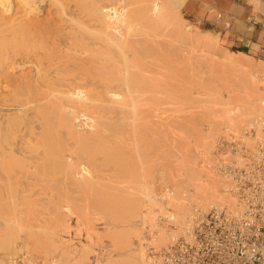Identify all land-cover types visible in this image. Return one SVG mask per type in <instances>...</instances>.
I'll return each mask as SVG.
<instances>
[{
  "label": "rangeland",
  "instance_id": "rangeland-1",
  "mask_svg": "<svg viewBox=\"0 0 264 264\" xmlns=\"http://www.w3.org/2000/svg\"><path fill=\"white\" fill-rule=\"evenodd\" d=\"M24 1V5L28 8L29 17L31 19V22L29 23V31L32 34L31 37L26 40L19 37V39L16 38L17 40H15L12 36V38L8 37V39H2L0 41V105L3 103V106L5 103L1 98L2 91L4 89H9L12 95L20 98L23 103H28V106H26L30 108V110H28L29 112H21L23 114H20L22 117L20 115L17 117L18 120L20 119V123L17 121V124H20V131H17L15 130L16 128L8 130L10 122L7 117L9 116L8 114L5 115L6 110L0 107V131L5 132L11 137L17 134V132L19 134L17 137L19 140L16 138L15 142L13 140L10 141L16 144H14L15 147L13 146L14 149L11 150L12 146L10 145V147L8 145L10 142L4 143V141V150L6 152L3 149L2 151L7 153V155L13 153L9 156H21L22 160L23 158L25 159L24 163V161H20L21 159H17L18 157H16L18 160L17 163L22 162L19 164L23 165L20 167L16 165V167L18 166L20 169L14 168L17 175L13 180H19L22 176L23 180H19L22 184L19 181H13L10 183V181H7L8 179H4L7 177H4L5 175L0 173V177L3 176V178L0 179H4L3 181H5H0V183L3 184L2 186L5 187V185L8 184L5 188H0V190L2 189L3 191H0V193L2 192V195L0 196V237L17 235L14 237V239H16L14 242H16L12 252L16 251L15 254H17L20 251L25 250L36 257H44L52 264H60L58 258L64 250L68 251L73 258V264H108V262L112 263L117 260L118 262L116 263H120L121 261L119 258H124L127 255L128 257L130 255L129 258L133 257L134 259H132L133 262L126 261V264H145L149 252V246L155 245L159 248L166 245L171 241L169 237L172 236L173 230L175 232V234L173 233L174 237V235L179 233L180 227L183 225L179 224L176 220L177 209L174 208V205H176V198L171 197V193H174L172 196L176 194L174 189L177 186V183L180 185L183 181V177H185V172L180 168L181 163L180 165L177 163L179 162L178 160L181 162V159L179 158H182L181 155H183L184 152L187 153L191 159L195 160L194 162L198 167H202V171H200L201 168H199L200 170L198 171V167H196L197 171L201 173V175L198 174L201 180L210 178L213 173H215V176L213 175L214 177H219L223 180L224 184L222 185L223 189H221V193L225 197V203L230 202L229 193L226 191V180L220 173L216 172L213 167L215 163L214 150L216 148L217 140L221 135L229 132L239 135L250 123L243 122L245 124L242 125V123V127L237 130V127H228L224 117L219 118L223 115L218 116L223 113V111L217 114L216 111H219V109L212 111L211 108H218L215 107L217 105L214 106L213 104L217 102L219 98L220 100L230 99L232 95H234V93H232L230 98H228V94H231V91L236 93L240 90L241 92L238 91V93H240L238 95H244L243 97H245V99H247L248 94H251L252 96L249 97L251 99H249L250 103H255V98L259 94L258 92H248L246 95L247 92L245 93V91H243L242 94L243 89L240 87L235 89L233 85L228 86V84H226V82H230L232 77L238 79L234 75L237 69H234V72L231 73L232 67L226 66V68H230V70L226 69L223 71L225 69V64L223 63L225 62H223L224 60L221 62L220 59L225 58L227 55L226 53L233 56L237 53H235L234 49L224 44L223 33L225 29L223 24L217 26L211 22L196 19L187 13L184 8L181 9V5L184 4L185 0H170L171 3L177 2L176 4H179V18L182 22L191 25V27L199 32L202 40L209 43L208 49L205 51L198 49L195 50L196 52L193 51V54L183 50V47L178 49V47H175V44L170 46L169 44H172L169 41L170 38L167 36L163 37V23H154L153 29L150 25L151 32L154 34L156 32L154 40H144L142 42L131 44L127 41L126 43H123L131 46L129 52L134 51L128 54V56L132 55L130 56V61L131 65H134V67L132 66L131 69L135 71V73L137 71L139 73L133 74V72H130L132 70L126 68L123 64L126 61L120 60L121 57V59L124 58L123 55L119 53L121 51L115 50L118 48V45L112 49L116 45L111 43H108L107 45L106 42H101L102 39L99 40L97 37L88 34L93 38H96L91 40L87 37L88 35L84 34V40L82 43L84 47L86 46L85 51L86 49L87 51L83 54L82 58H77L76 60H79L83 64L85 70L87 67L90 68L91 74L87 73V71L89 72V68L84 71L91 76H100L98 77L100 79H102L103 76H107L108 79L113 77L111 82L113 86H105V84L99 87L98 90H93L94 92H97V94L88 98L89 103H85L84 105L81 101L78 102L77 100L78 103H69V101L67 103H52L58 104L61 109L60 112H57L58 115H54V117L58 116L55 117V119L53 116L49 115L52 113L50 110L53 111L54 108L48 110L50 111L48 116L51 117H48V119H53V122L49 120V129L55 126L54 129H51V132L53 131L54 133L52 132L48 135L56 134L57 136H51V138L50 136L46 137L44 136L46 134L43 133L44 131H41L40 128V125L44 123L43 119L47 118L44 117L46 114L42 111L46 108L44 107V109H42L43 107L40 105L39 108L42 107V110H40L37 106L40 101H50L51 99L59 100V98L69 97L68 94L58 91L64 87L62 86V81L59 80L57 76L64 75L67 71L60 69L63 66L59 67L62 65L61 62L66 60V58L62 56L63 53H61L60 50H69L68 46H70L69 44L71 43V40L69 37L67 40L66 34H64L67 33L69 28L65 29L63 25L65 24L66 26L68 23L65 20L64 22H60L59 20L61 17L64 19L66 15L60 17L58 13H56V7L52 4L51 0ZM235 1L242 5L251 4L256 7L261 4V0ZM59 27H62L63 30L62 28L59 29ZM58 30L60 32H58ZM96 32L97 31H94V36L100 34L99 32ZM30 33L28 32L27 36H30ZM61 34H64L65 37H63L64 35L61 36ZM151 37L152 35H150L149 38ZM216 39L218 40V43L216 42ZM96 40L100 42H94ZM66 41H68L69 44ZM163 41L165 42L164 44ZM111 45H113V47ZM108 47L111 49L110 51L106 50ZM73 50L74 49H72V51ZM169 50L171 51V54L169 53ZM105 51H107V54L104 53ZM108 52L110 53V56L113 54L112 58L114 63H117V69L119 68L118 64H122L120 69H118L121 74L118 72L119 75H115L118 71L116 70V67L114 73L109 70L112 66L109 65L107 68L105 60L99 59L103 57L101 56L103 54L108 56ZM94 54L99 55L97 60L95 59L96 57H94L96 61H93L92 59ZM119 55L120 58L118 57ZM224 55L225 57H223ZM179 56H182V58H178ZM173 57L176 58L174 59ZM227 57H229V55H227ZM179 59L182 61L180 64ZM226 60H228V58H226ZM176 61L178 62L176 63ZM228 64L229 61L227 62V65ZM260 64L258 61H254V66L256 65L257 68L259 67L258 69L260 71L258 76L254 75L257 77L255 78L256 81L252 80L253 75L249 76V79L253 81L254 86L259 87V92L262 91L264 93V88L262 89L264 86V66H260ZM121 67L124 69L123 71H121ZM163 67H165V73L163 72ZM113 69L114 68H112V70ZM125 70L129 71L130 74H128L129 72L126 73ZM124 71L128 76L130 75L128 78L126 76L127 79L124 77L125 74L122 75V72ZM227 71H231L228 72L229 75L227 74ZM223 72H226L225 74L230 78H223L226 77ZM112 73L115 76L111 75ZM231 74L234 76L231 77ZM260 76L261 78L258 79ZM179 79L180 81H178ZM127 81L129 83H127ZM101 82L106 83L105 80ZM231 83L235 84V82ZM258 83L261 85H258ZM224 85L228 86L226 88L231 86L234 89L231 90L230 87V92H228L229 90L225 89ZM252 87L253 86H251V88ZM91 89H93V86L87 83L85 85V90L90 91ZM254 90L258 91V89ZM249 91H252V89ZM221 102H219V106ZM29 104H31V106H29ZM225 104L221 105L224 106ZM230 106L232 105H226L223 108L220 106V108L226 109V107L229 108ZM80 107H82V109ZM37 112L39 116L36 114ZM14 113L15 115L18 114L16 112ZM53 114L54 113L51 115ZM263 115L264 108L261 114L257 116V119ZM40 116H43L44 118L42 119ZM25 117L26 119H24ZM214 118L224 120L221 122L219 121V125L216 124L218 126L214 127L219 128L218 130L211 132L213 129L212 125H214L213 123L218 122V120H215L216 122H214ZM255 120L256 118L253 122ZM74 126H78L79 128H74ZM190 126H194V128ZM69 128L71 132H67V129L69 130ZM24 129L25 131H23ZM55 129L58 130L55 131ZM195 129H197V131H195ZM21 130L24 132L23 135ZM13 131H15L14 134ZM27 131L29 132L27 133ZM48 132L50 131L48 130ZM36 133L42 134L46 139L49 138L50 140H53L52 142L49 141V139L47 141L56 144L50 146L51 143L47 144L48 142L46 140L37 139L44 137L36 136ZM0 135L2 134L0 133ZM2 136V138L5 139L4 135ZM58 136L63 139V142L58 141L60 140V138L58 139ZM4 139H2V141ZM35 140L37 142L36 145ZM29 142H32V144L29 145ZM45 142L47 147H42L45 146L43 144L39 146V143L45 144ZM59 142H61V144H57ZM56 145H58V150L55 148ZM28 146L30 148H28ZM34 146H37V148ZM64 146L66 148H64ZM44 148L46 149L44 150ZM51 149H53V153L50 151L49 153H52L53 155L48 153V150ZM36 150H39V152ZM39 154L42 156L41 159L38 156ZM3 155L4 157L7 156L5 154ZM22 155H24V157ZM25 157H27V159ZM28 157L31 158V162H26V160L30 161ZM55 157H57V159ZM11 158L13 157L8 159L10 160ZM42 158H44V160ZM59 158L60 160H58ZM35 160H39L40 162ZM62 161H64V163ZM10 162L12 164L13 161ZM32 162H37V164ZM50 162H53V164L49 165L51 164ZM54 162H58L62 166L60 164H55ZM27 163L29 164V167L27 166L26 171V167L23 166L27 165ZM53 166H60L62 169L66 168V171ZM51 167H53L54 170H57L51 171ZM1 169L2 168H0V171ZM46 170L51 171V174H47L48 172ZM19 172L22 174H19ZM53 172L54 175H57L58 177L52 176ZM209 172L212 174L211 176ZM44 174H46V176H44ZM60 174L62 177H59ZM202 174H204L203 176H205L206 179L203 178ZM64 175H67V177ZM24 176H28L30 179H24ZM53 178L58 184L54 183L56 181L53 182ZM58 179L62 182H58L60 181ZM47 180L50 181L47 183ZM18 182L19 185L17 184ZM9 185H12L10 186L12 188H9ZM16 187H20V190L18 191ZM8 188L12 189L13 192H10ZM16 190L17 192H21V196H25L24 193H26V195L29 193L27 197H20L19 200H16V203L12 201L13 205L17 204V206H15V210H17L18 207L17 212L14 210L17 216L10 211L13 207L11 206L12 204H10L11 198H8L10 195H8V197L6 196L9 193L13 194ZM138 194H140V196ZM130 195L138 196L143 199H140L142 210L139 212H141V215L138 214V218H136L141 222H138L139 220L134 221V219L129 220L131 222L134 221L133 224L134 226L136 225V230H139H137L138 232L132 231L135 230V227L133 229L131 227L132 235L133 233H139L137 234L139 235V239L136 238V234H134L135 236L131 235L132 245L129 244V246L131 245L130 247H132L136 245V247H132L129 251L123 252L124 250L121 251L120 249L125 245L123 241L126 242L125 230L133 225L129 224L130 222H128V224L127 222H121L123 223L121 224L117 221L124 218V216L120 215H124L122 213L124 211L122 210H125L123 209L126 208L124 205L132 198ZM172 198L175 199L172 200ZM122 202H124V205ZM152 202L154 203L152 204ZM149 203L152 205H149ZM161 205L163 207H161ZM199 205L201 204L194 203L193 211L197 208L202 211H208L212 206L211 205L205 209ZM119 206L122 208V212H120L121 214L118 213V210L121 209ZM106 208L107 210H104ZM166 211L168 213H166ZM111 213L116 215H112ZM159 214H162L163 216L166 215V217L172 216L174 226H168L164 223L163 225L156 226L157 229L160 228L158 229L157 238L154 241L149 242V239L146 236L145 223H156ZM192 215L187 218V222ZM111 216L119 217V219L112 218ZM107 217H111L112 220L115 219L116 221L113 222L111 220L112 223ZM120 225L123 227L125 226L126 228L124 227L123 230V227H120ZM114 226L121 229V234L118 233L119 235H114L115 232H110L116 229ZM113 227L115 229H113ZM14 229H17L15 234L13 232ZM107 229H109V232H107ZM118 229H116V232L119 231ZM105 231L107 233H112L114 237L118 235V240L119 238L121 239L118 241L119 244H117V238L112 241L109 236V239L107 238L106 234L103 236L102 233ZM35 232H38L37 236L40 238H42V236L45 237L46 234H50L49 236L53 235L49 239L52 240L49 251H46L41 247L38 248V245L35 246V238H33V234H36ZM41 233H43V235ZM122 234H124L123 240L121 237ZM163 234L166 235L165 237H167L169 241L166 240V242H163ZM44 237L42 239L47 241V236L45 239ZM128 247L125 249L128 250ZM15 254L12 253L10 257H5L3 259L9 258L10 260ZM1 257L0 254V258ZM9 260H7L8 262L4 260V263L9 264Z\"/></svg>",
  "mask_w": 264,
  "mask_h": 264
},
{
  "label": "bare ground",
  "instance_id": "bare-ground-1",
  "mask_svg": "<svg viewBox=\"0 0 264 264\" xmlns=\"http://www.w3.org/2000/svg\"><path fill=\"white\" fill-rule=\"evenodd\" d=\"M174 1H176V0H174ZM51 2H52V4L56 7V13H58V15L61 17V16H63V15H66L65 17H64V19L61 17H59L60 19V22H64V20L68 23L66 26H65V24L63 25V27L66 29V28H69V30H67V33H64V34H66V39L68 40V37L70 38V40H71V43L69 44V42L68 41H66V42H68V44L71 46V48H70V46H68V49L69 50H60L61 51V53H63L62 54V56L63 57H65L66 58V60H64L63 62H61L62 63V65H60L59 67H61V66H63L62 68H60V69H63V70H67L65 73H64V75H61V76H57V78L59 79V80H61L62 81V86L64 87L63 89H60V90H58V91H60V92H63V93H65V94H68L69 95V97H67V98H59V100H53V99H51V100H53V101H47V100H45V101H40V103H38L39 105L37 106L38 108H39V106L41 105L42 107V109H44V107L46 108L45 110H42L41 108H39L40 110H42L43 111V113L44 114H46V115H44V117H47L46 119H43L44 117L43 116H40L42 119H43V121H44V123L42 124V125H40V128H41V131H44L43 133H45L46 135H44V136H46V137H49L50 136V138H51V136H57L56 134L55 135H53V134H51V135H48V134H50V133H52L51 132V129H54V127L55 126H53V128H51V129H49V120L51 121V122H53L52 120L53 119H48V117L49 118H51L50 116H53V118L55 119V117H58V116H55L54 117V115H58L57 114V112H60V107H59V105L58 104H52V103H63V102H68L69 101V103H76L77 101L79 102V101H81L82 102V104L84 105L85 103H89L88 102V98H91L92 96H95L96 94H97V92H94L93 90H98V88L99 87H101V86H103V85H105V86H113V84H111V82H112V80H113V77H111V78H107V76H103V78L102 79H100V78H98V77H100V76H95V75H93V76H91L90 74V68L89 67H87L86 68V70L88 69L89 70V72L87 71V73H90V74H87L85 71V67L83 66V64L79 61V60H76L77 58H82V56H83V54L87 51V49H86V51H85V47H84V45H83V43H82V41L84 40V34H86V35H88V34H90V35H92L93 37H97L99 40H101V42L102 41H104V42H106L107 43V45H108V43L110 44H114V45H116V46H114L113 47V45H111L113 48L112 49H114L115 47H117V45H118V48H116L115 50H119V51H121V52H119V53H121L122 55H123V58L124 59H121L120 58V55L118 56L119 58H120V60L122 61H126L125 63H123L125 66H126V68H128V69H130V70H132L131 68H132V66L134 67V65H131V61H130V56H132V55H130V56H128V54H130V53H132V52H134V51H131V52H129L130 51V47L131 46H128L127 44H123L124 42L126 43V41L127 42H130V44L131 43H138V42H142V41H144V40H146V41H148V40H154V38H155V36L154 35H156V32H155V34L153 33V32H151V29H150V27L152 26V29H153V24L154 23H163V37H165V36H167V37H169L170 38V43H172V44H169L170 46L171 45H173V44H175V47H178V49L179 48H181V47H183L184 49L183 50H185L186 52L188 51V52H190V53H193L194 54V52L193 51H195V50H200V49H202V50H207L208 49V46H209V43L207 42V41H204V40H202V38H201V36H200V34H199V32L198 31H196V29H194L193 27H191V25H188V24H185L184 22H182V20L179 18V16H178V13H179V4H176L177 2H174V3H171V1L170 0H51ZM185 2V1H184ZM180 3V2H179ZM25 4V1L24 0H0V41L3 39H8V37H11L12 38V36L14 37L13 39H15V40H17L16 38H18L19 39V37H21V39H23V40H26V39H28L29 37H31V33H30V31H29V26H30V22H31V19H30V17H29V12H28V8L24 5ZM181 4V3H180ZM183 5V4H182ZM181 5V6H182ZM29 24V25H28ZM151 25V26H150ZM149 26V27H148ZM62 27H59V29H61ZM149 28V29H148ZM62 30H63V28H62ZM94 31H97V32H99L100 34H98V36H94ZM30 33L29 35L30 36H27V33ZM58 32H60L59 30H58ZM96 32V33H97ZM149 32H151V33H149ZM63 34V35H64ZM57 35V34H56ZM62 34H61V36H63ZM90 35H88L87 37L88 38H90L91 40H93V39H96V38H93L92 36H90ZM97 35V34H96ZM150 35H152V37L151 38H149L150 37ZM26 36H27V38H26ZM154 36V37H153ZM63 37H65V35L63 36ZM86 37V36H85ZM100 37V38H99ZM216 38V37H215ZM72 42H74V43H72ZM94 42H98V40H96V41H94ZM100 42V41H99ZM98 42V43H99ZM216 42L218 43V40L216 39ZM165 42L163 41V44H164ZM167 43H168V41H167ZM123 44V45H122ZM129 44V45H130ZM74 45V46H73ZM106 45V46H107ZM110 47V46H109ZM107 48L106 50H111L110 48ZM174 47V46H173ZM174 47V48H175ZM168 48V47H167ZM166 48V49H167ZM170 48V47H169ZM72 49H74L73 51H72ZM172 49V48H171ZM170 49V50H171ZM169 50V51H170ZM89 51V50H88ZM107 51H105L104 53H106ZM184 52V51H183ZM196 52V51H195ZM170 54H171V51L169 52ZM176 53H179V52H176ZM181 53V52H180ZM230 53H232V52H230ZM98 54H100V53H98ZM107 54V53H106ZM106 54H103V55H101V56H103V57H101V58H99V59H101V60H105V64H107L106 65V67L108 68V66L110 65V66H112L111 67V69H109V70H111L112 72H114V71H116V70H118V69H120V66H122V64H118V66H119V68L117 69V63H114V61H113V58H112V56H113V54H112V56H110V53L108 52V56H105ZM227 55H229V57H227V55H226V57H225V55L223 56V57H225V58H222V59H220L221 60V62L223 61V62H225V63H223V64H225L224 66V70L223 71H225L226 69H229L230 70V68H226V66L228 67H232V69H231V71H227V74H228V72H231V73H233L234 72V69L236 70L237 69V71L235 72V76L238 78V79H236L235 77H232V76H234V75H232L231 74V77L232 78H235V79H230V82L228 81V83L226 82V84H228V86L229 85H233V87L235 88V89H238L237 87H240L241 89H243L242 90V94H243V91H245V93H246V95L248 94V92H258V94L259 95H257V97L255 98L256 99V102H255V100H254V102L255 103H253L252 101V103H250L249 101L251 100L249 97L250 96H252L251 94H248L246 97H247V99H245V97H243L244 95H238V94H240V93H238V91H240V90H238L236 93L234 92V91H231V94H228L229 95V97L228 98H230V95H232V93H234V95H232V97L230 98V99H221L220 100V98H219V100H217V102H215V103H217V104H213L214 106L215 105H217V106H215V107H218V108H214V107H212L211 108V110L212 111H214L215 109H219V111L217 110H215L216 112H217V114L219 113V112H221V111H223V113H221V114H219L218 116H221V115H223V116H221V117H219V118H223L224 117V119L226 120L225 122H227V124H228V127L229 126H231V127H233V128H236V130L237 129H240L241 127H242V125H244L245 123H243V122H247L248 124L250 123H252L253 122V120L256 118V120H257V116L259 115V114H261V112L263 111V108H264V93L261 91V92H259L260 90H259V87L257 86H254V83H253V81L252 80H255L256 81V79L255 78H257V77H255L254 75H257L258 76V74H259V67L257 68V66L255 65L254 66V59H252L251 57L249 58V56L247 57L246 55H244V54H235V56H233V55H231V54H228V53H226ZM233 54V53H232ZM96 54H94V56H93V61H96L97 59H98V56L99 55H96ZM116 55V54H115ZM115 55H114V57H115ZM110 56V57H109ZM117 56V55H116ZM94 57H96L95 59H94ZM103 58V59H102ZM174 59L176 58V57H173ZM178 58H182V56L180 57H178ZM185 58V57H184ZM226 58H228V60H226ZM115 59V58H114ZM170 59V58H169ZM171 60V59H170ZM252 60H254V61H252ZM116 61V60H115ZM229 61V64L227 65V62ZM97 62H99V61H97ZM174 62H175V60H174ZM178 61H176V63H177ZM122 63V62H121ZM180 63H182V61H180V59H179V64ZM259 64H260V62H258ZM99 64V63H98ZM105 64H104V67H105ZM178 64V65H179ZM116 65V66H115ZM123 65V66H124ZM171 65V64H170ZM261 65H263L264 66V63L263 62H261V64H260V66ZM125 66H124V68H125ZM165 66V65H164ZM175 66H177V65H175ZM259 66V65H258ZM96 67V66H95ZM115 67H116V70H115ZM147 67V66H146ZM171 67V66H170ZM234 67V68H233ZM106 68V69H107ZM110 68V67H109ZM112 68H114L113 70H112ZM121 71H123L124 69L121 67ZM165 69V67H163V72L165 71L164 70ZM166 69H170V68H166ZM85 70V71H84ZM126 71V73H128L129 71H127V70H125ZM125 71L124 72H122L123 74L122 75H124L125 74V79H127L129 76L125 73ZM118 72L121 74V72L118 70L116 73L117 74H115V75H119L118 74ZM130 72H133V74L135 73V71H130ZM130 72L128 73V74H130ZM166 72H167V70H166ZM115 73V72H114ZM136 73H139L138 71L136 72ZM135 73V74H136ZM165 73V72H164ZM168 73V72H167ZM226 73V72H225ZM224 72H223V74H225ZM94 74V73H93ZM132 74V73H131ZM222 74V73H221ZM222 74V75H223ZM111 75H114L113 73L111 74ZM114 75V76H115ZM121 75V76H122ZM226 75V74H225ZM229 75V74H228ZM228 75H226V77H223V78H225V79H228V78H230ZM251 75H253L252 76V80L251 79H249L250 77L249 76H251ZM262 75V74H261ZM126 76H127V78H126ZM178 76V75H177ZM175 77V76H174ZM228 77V78H227ZM254 78V79H253ZM261 78V76L258 78V79H260ZM105 80V82L106 83H104V82H101V81H104ZM251 80V81H250ZM153 81V80H152ZM178 81H180V79L178 80ZM227 81V80H226ZM239 82V86H238V82ZM171 82V81H170ZM175 82H177V81H175ZM231 82H235V84H232ZM90 84L91 86H93V89H91L90 91H86L85 90V85L86 84ZM127 83H129L128 81H127ZM149 83V82H148ZM155 83V82H154ZM173 83H174V81H173ZM172 84V83H171ZM225 84V85H226ZM264 84V83H263ZM155 85V84H154ZM166 85H167V83H166ZM224 85V86H225ZM235 85V86H234ZM258 85H261L260 83H258ZM173 86H175V85H173ZM228 86H225V89H228L227 91L228 92H230V89L231 90H233L234 88H232L231 86V88L229 89V88H226V87H228ZM251 86H253L252 88H251ZM264 88V86L262 87V89ZM161 89V88H160ZM160 89H158V90H160ZM250 89H252V91H249ZM254 89H258V91H255ZM98 92H100V91H98ZM241 92V91H240ZM236 95V96H235ZM242 97V98H239V97ZM64 97V96H63ZM224 97V96H223ZM1 98L3 99V101L5 102L4 103V105L2 106V104L0 105V107L2 108V109H5L6 110V113H5V115H7L8 114V116L9 117H7V118H9V122H10V125H9V127H8V130H13L14 128H16L15 130H19L20 131V124H17V121H19L18 120V118L17 117H19V115L20 114H22L21 112H23V113H25V112H29L28 110H30V108H28L27 106H28V103H23V101L20 99V98H17L15 95H12L11 93H10V91H9V89H4L3 91H2V93H1ZM234 98V99H233ZM240 99V100H239ZM250 99V100H249ZM1 100V99H0ZM74 100V101H73ZM77 100V101H76ZM224 100V101H223ZM230 100V101H229ZM237 100V101H236ZM222 101V102H221ZM228 101H229V104H228ZM77 102V103H78ZM80 102V103H81ZM219 102H221V104H225V103H227V104H225L224 106H222L221 104H220V106H221V108H223V107H225L226 105H232V106H230L229 108H227L226 107V109H221L220 108V106L218 105L219 104ZM239 102V103H238ZM48 103H50V104H48ZM79 103V104H80ZM27 105V106H26ZM34 105H36V104H34ZM29 106H31V104H29ZM80 106V105H79ZM33 108V107H32ZM48 108V109H47ZM54 108V109H53ZM77 108H79V107H77ZM81 109H82V107H80ZM38 109V110H39ZM49 109H53V111L52 110H50L52 113H54L53 115H51L52 113H50L49 114V112L50 111H48ZM221 109V110H220ZM39 110V111H40ZM47 110V111H46ZM55 111V112H54ZM14 112H16V113H18V114H16L15 115V113ZM34 112V111H33ZM79 112V111H78ZM215 112V113H216ZM12 113H13V115H12ZM40 113V112H39ZM56 113V114H55ZM38 116H39V114H38V112L36 113ZM42 114V113H41ZM48 114L50 115V116H48ZM216 114V115H217ZM23 115V114H22ZM28 115V114H27ZM88 115V114H87ZM21 116V115H20ZM36 116V115H35ZM217 116V117H218ZM22 117V116H21ZM20 117V118H21ZM215 117V116H214ZM35 118H37V117H35ZM24 119H26V117L24 118ZM224 119H221V120H218V119H215L214 118V122H216L215 120H218V122H216V123H213L214 125H212V127H213V129H212V131L211 132H215L216 130H218L219 128H214L215 126L217 127L219 124L218 123H220L222 120H224ZM37 120H39V119H37ZM255 120V121H256ZM22 121H23V118H22ZM42 121V122H43ZM220 121V122H219ZM26 122V121H25ZM191 122H192V120H191ZM19 123H20V121H19ZM22 123V122H21ZM64 123V122H63ZM243 123V124H242ZM216 124H218V125H216ZM242 124V125H241ZM51 125H54V124H51ZM61 125H63V124H61ZM191 125V124H190ZM196 125V124H195ZM25 127V126H24ZM78 127V126H77ZM76 126H74V128H77ZM190 127H192V128H194V126H190ZM22 128V127H21ZM79 128V127H78ZM191 128V129H192ZM232 128V129H233ZM215 129V130H214ZM27 130V129H26ZM48 130L50 131V132H48ZM56 130H58V129H55V131ZM64 130V129H63ZM78 130H80V129H78ZM194 130V129H193ZM233 130H235V129H233ZM23 131H25V129L23 130ZM34 131H36V130H34ZM66 131V130H65ZM75 131V130H74ZM76 131H77V129H76ZM195 131H197V129H195ZM29 131H27V133H28ZM39 132V131H38ZM61 132V131H60ZM64 132V131H63ZM67 132H71V130H70V128H69V130L67 129ZM0 133L2 134V135H4V137H5V139L4 138H2L3 136L2 135H0V168H2L1 169V171H0V173H3L5 176L4 177H7V178H4V179H8L7 181H10V183L11 182H13V181H19V180H23L22 178V176H21V178H19V180H13V178H16V171H15V169L14 168H16V169H18L21 165H23V164H19V163H22V162H19V163H17L18 162V160L17 159H21L20 161H24V163H25V159L23 158V160H22V158H21V156H15V155H13V156H9V155H12L13 153H11V154H8L7 155V153H5L6 151L4 150L5 149V147H4V143H7V142H10L11 140H13L14 142H15V140H16V138L19 136V134H18V132H17V134H15V135H13L12 137L10 136V135H8V134H6L5 132H1L0 131ZM15 133V131H13V134ZM21 133H22V135H23V133L24 132H22V130H21ZM26 133V134H27ZM42 133V132H41ZM42 133V134H43ZM54 133V132H53ZM57 133V132H56ZM42 134H37L36 133V136H39V137H42L43 135ZM57 134H59V133H57ZM63 134V133H62ZM29 135H31V134H29ZM41 135V136H40ZM43 136V137H44ZM11 137V138H10ZM24 137V136H23ZM37 138V137H36ZM60 138V136H58V139ZM2 139H4L3 141H2ZM28 139H32V138H28ZM37 139H43V140H48L49 138H37ZM57 139V140H58ZM17 140H19L18 138H17ZM56 140V139H55ZM63 139H61L60 138V140H58V141H62ZM5 141V142H4ZM31 141V140H30ZM38 141H40V140H38ZM49 141H53V140H50L49 139ZM49 141H47L48 143L47 144H49V143H51V142H49ZM4 142V143H3ZM63 142V141H62ZM15 143H13V142H10V143H8V145L10 146H12V148H11V150H13L14 148H13V146L15 147V145H14ZM27 144V143H26ZM30 144H32V142H29V145ZM37 144V142H36V140H35V145ZM41 144H43V145H45V146H42V147H47V145H46V142H45V144L44 143H39V146L41 145ZM52 144H56V143H51L50 144V146L52 145ZM57 144H61V142H59V143H57ZM10 146V147H11ZM49 146V147H50ZM58 145H56V149L58 148L57 147ZM60 146H62V145H60ZM59 146V147H60ZM66 146H67V144H66ZM34 147H36L37 148V146H34ZM26 148V147H25ZM28 148H30L29 146H28ZM35 148V149H36ZM54 148V147H53ZM64 148H66L65 146H64ZM2 149L5 151H2ZM27 149V148H26ZM41 149V148H40ZM43 149V148H42ZM46 148H44V150H45ZM49 149V148H48ZM43 150V151H44ZM52 150L53 149H51V150H48V153H49V151L50 152H52ZM58 150V149H57ZM60 150V149H59ZM63 150V149H62ZM2 151V152H1ZM28 151V150H27ZM36 151H38L39 152V150H36ZM35 151V152H36ZM4 152V153H3ZM30 152V151H29ZM46 153V152H45ZM53 153V152H52ZM52 153H49V154H52ZM183 153V152H182ZM181 153V154H182ZM3 154H5V155H7V156H5L4 157V155ZM24 154H26V153H24ZM31 155H34V154H31ZM53 155V154H52ZM51 155V156H52ZM180 155V154H179ZM23 157H24V155H22ZM27 156V155H26ZM30 156V155H29ZM39 157H40V159H41V155L39 154L38 155ZM182 156V158H179V159H181V162H180V160H178L179 162H177V160H176V162L177 163H179V165H180V163H181V165H180V168H181V170H183V172H185V177H183V181L181 182V184L180 185H178V183H177V186L175 187V189H174V191H176V196L174 195V196H172V194H174V193H171V197H175L176 198V205H174V208L175 209H177V218H176V220L179 222V224H186V222H187V218H189V216H191L192 214H193V204L194 203H196V204H201V205H199V206H202L203 208H208L209 206H211V205H216V206H222V205H224V203H225V197L222 195V193H221V189H223L222 188V185L224 184L223 183V180H221V178H219V177H214L215 175V173H213V175L212 174H210V172H212V171H210L209 172V174H210V178H205V176H203L204 174H202V176H203V178H205L206 180H204V179H200L199 178V176H198V174H200L201 175V173L200 172H198L200 169L199 168H201V170L200 171H202V167H198V165H196L195 164V160L194 159H191L190 157H189V155L187 154V153H185L184 152V154L183 155H181ZM10 157H13V158H11L10 160L8 159V158H10ZM16 157H18L17 159H16ZM61 157V156H60ZM178 157H180V156H178ZM177 157V158H178ZM14 158H15V160H14ZM26 159H27V157H25ZM29 158V157H28ZM32 158H35V157H32ZM36 158H38V157H36ZM49 158V157H48ZM56 159H57V157H55ZM55 158H53V159H55ZM31 158H29V160H30ZM43 160H44V158H42ZM52 159V158H51ZM34 160V159H33ZM48 160V159H47ZM58 160H60V158L58 159ZM10 161H13L12 162V164H11V162ZM35 161H39V160H35ZM42 161V160H41ZM26 162H31V160L30 161H27L26 160ZM40 162V161H39ZM38 162V163H39ZM63 163H64V161H62ZM61 162V163H62ZM32 163H35V164H37V162H32ZM44 163V162H43ZM46 163V162H45ZM51 164H49V165H52L53 164V162H50ZM55 164H60V163H58V162H54ZM66 163H68V162H66ZM54 164V165H55ZM195 164V165H194ZM16 165H18L17 167H16ZM32 166H34L33 164H31ZM39 165V164H38ZM61 165V164H60ZM12 166H15V167H12ZM27 166L29 167V164L27 163V165H24L23 167H26L25 168V170L27 169ZM62 166V165H61ZM38 167V166H37ZM41 167V166H40ZM48 167H50V166H48ZM53 167H55V166H53ZM53 167H51V171H56V170H54L53 169ZM67 167V166H66ZM196 167H198L197 169H198V171H197V169H196ZM36 168V167H35ZM55 168H61L62 169V167H55ZM203 168H206V167H203ZM14 169V170H13ZM20 169V168H19ZM45 169V168H44ZM66 168H64V169H62V170H65ZM29 170V169H28ZM37 170V169H36ZM41 170V169H40ZM27 171V170H26ZM42 171V170H41ZM40 171V172H41ZM48 173L47 174H51L50 172L51 171H49V170H46ZM60 171V170H59ZM66 171V170H65ZM70 171V170H69ZM205 171H206V169H205ZM32 172V171H31ZM58 172V171H57ZM62 172V171H61ZM18 173V172H17ZM43 173H45V172H43ZM58 173H60V172H58ZM62 173H64V172H62ZM19 174H22V173H20L19 172ZM18 174V175H19ZM35 174H37V173H35ZM53 175L52 176H57V175H54V172L52 173ZM38 175H40V174H38ZM67 175H69V174H67ZM67 175L65 176V177H67ZM29 176H30V172H29ZM44 176H46V174H44ZM50 176V175H49ZM26 177V178H25ZM37 177V176H36ZM58 177V176H57ZM59 177H62V175L60 174V176ZM69 177V176H68ZM0 178H3V176L2 177H0ZM44 178V177H43ZM56 178V177H55ZM3 179V180H4ZM24 179H30V178H28V176H24ZM35 179V178H34ZM54 179V178H53ZM3 180H1L0 179V181H3ZM39 180V179H38ZM37 180V181H38ZM44 180V179H43ZM51 180V179H50ZM50 180H47L46 182L48 183V181H50ZM58 180H60V179H58ZM64 180V179H63ZM45 181V180H44ZM54 181H56L55 179L53 180V182ZM3 182H5V181H3ZM20 182V181H19ZM19 182L17 183L18 185H19ZM39 182H40V180H39ZM43 182V181H42ZM58 182H62L61 180L60 181H58ZM8 183V182H7ZM21 184H22V182H20ZM54 183H57V181L56 182H54ZM13 184V183H12ZM58 184V183H57ZM3 184L2 183H0V188L1 187H3L2 186ZM8 185V184H7ZM7 185H5V187L7 186ZM10 186H12V185H9L8 187L9 188H12V187H10ZM14 186V185H13ZM5 187H3V188H5ZM8 188V189H9ZM16 189H18V191L20 190V187H16ZM13 190H14V188H13ZM22 190V189H21ZM25 190V189H24ZM0 191H2V189L0 190ZM9 191L11 192L12 191V189H9ZM137 191V190H136ZM141 191V190H140ZM3 192V191H2ZM2 192L0 193V196L2 195ZM13 192V191H12ZM138 192H139V190H138ZM145 192H146V190H145ZM9 193V192H8ZM20 193L21 192H17V190L13 193V194H11V193H9V194H7L6 196L8 197V195H10L8 198H11V203L10 204H12L13 202H15L16 200H19L20 199V197L22 198V197H27L28 195H29V193H28V195H26V193H24V191H23V193H24V195L25 196H21L20 195ZM134 193V192H133ZM133 193H131V194H133ZM5 194V193H4ZM135 194V193H134ZM137 194V193H136ZM143 194V193H142ZM31 195V194H30ZM139 196H140V194H138ZM168 195V194H167ZM130 196H132V195H130ZM154 196V195H153ZM3 197V196H2ZM144 198H146L145 196H143ZM149 197V196H148ZM1 198V197H0ZM156 198V197H155ZM167 198V197H166ZM175 198H172V200L173 199H175ZM24 199V198H23ZM128 199V198H127ZM126 199V200H127ZM143 200L141 197L139 198L138 196H132V198L127 202V204H123L124 202H122V204L126 207V208H123V209H125V210H122V208L119 206V208H121L120 210H118L119 212L118 213H120V212H122V211H124V212H122L124 215H120V214H118V215H120V216H124V218L123 219H120V220H118L117 222H127V224H128V222H130L129 224H131V225H133V226H130V228L129 229H126L125 230V233H126V242L125 241H123L124 243H125V245H123V244H120V245H123L122 247H121V251H123V252H125V251H129V249L130 248H135L136 247V245H134V246H132V247H130L131 245H132V240H131V235H132V231H137L136 230V228L137 227H135L134 226V224H133V222L134 221H136V220H139V219H136V218H138V214L139 215H141L140 213L141 212H139V211H141L142 210V207H141V200ZM13 201V202H12ZM18 202V201H17ZM146 202V201H145ZM16 203V202H15ZM19 203V202H18ZM142 203H143V201H142ZM154 202H152V204H153ZM151 203H149V205H152ZM159 204V203H158ZM147 205V204H146ZM155 205V204H154ZM11 206H13L12 207V209L10 210L11 212H13V214H15V212H14V210H15V206H17V204H12ZM110 207V206H109ZM117 207V206H116ZM145 207V206H144ZM154 207V206H153ZM153 207H152V209H153ZM156 207V206H155ZM161 207H163L162 205H161ZM114 208V207H113ZM112 208V209H113ZM141 208V209H140ZM103 209V208H102ZM109 209V208H108ZM175 209H173V210H175ZM17 210H18V207H17ZM17 210H15L16 212H17ZM104 210H107V208L106 209H104ZM110 210V209H109ZM122 210V211H121ZM163 210V209H162ZM113 212H115V211H113ZM101 213V212H100ZM110 213V212H109ZM166 213H168L167 211H166ZM165 213V214H166ZM102 214V213H101ZM112 214V213H111ZM148 214H150V213H148ZM16 216H17V214H15ZM104 215V214H103ZM112 215H116V214H112ZM146 215H147V213H146ZM150 215H152V214H150ZM167 215V214H166ZM165 215V216H166ZM171 215V214H170ZM176 215V214H175ZM107 216V215H106ZM193 216V215H192ZM109 217V216H108ZM107 217V218H108ZM112 218L114 217V218H116V219H119V217L117 218V217H115V216H111ZM111 217L110 218H108V220L110 219V222H114V221H116L115 219L114 220H112L111 219ZM135 217V218H134ZM141 217V216H140ZM156 217V216H155ZM100 218V217H99ZM132 219H134V221L133 222H131V221H129V220H132ZM141 219V218H140ZM144 219V218H143ZM112 220V221H111ZM147 221V220H146ZM112 222V223H113ZM138 222H141L140 220L138 221ZM120 223H118V224H120ZM121 224H123V223H121ZM135 224H136V222H135ZM139 224V223H138ZM125 225V224H124ZM182 225V226H183ZM122 225H120V227H121ZM140 226V225H139ZM181 226V225H180ZM115 228H116V226H114ZM113 227V229H115ZM123 227V226H122ZM125 227V226H124ZM124 227H123V230H124ZM131 227H132V229L135 227V230H132L131 231ZM126 228V227H125ZM116 229H118V227L116 228ZM116 229L115 230H112V231H110V232H115L114 233V235H116V234H121V229H118L119 231H117L116 232ZM158 229H160V228H158ZM157 229V230H158ZM17 229H14V234L16 233L15 231H16ZM109 229H107V232H109L108 231ZM122 230V231H123ZM162 230V229H161ZM180 230H181V227H180ZM9 231V230H8ZM10 231H12V230H10ZM67 231H70V230H67ZM101 231V230H100ZM139 231V230H138ZM137 231V232H138ZM106 231L104 232V233H102V235L104 236V234H106V236H107V238H108V236L111 238L110 240H114V239H116L117 237H118V235L117 236H115L114 237V235L112 234V233H107ZM177 232V231H176ZM180 232V231H179ZM36 234H33L34 235V237L33 238H35L34 239V244H35V246H37L38 245V248L39 247H41L42 249H45L46 251H49L50 250V245H51V241L52 240H49L50 239V237H52V236H49L50 234H46V236H47V239L49 240H43L42 238L44 237V236H42V238H40L39 236H37V234H38V232H35ZM124 233V234H125ZM173 233L175 234V232H174V230H173ZM173 233H172V236H170L169 237V239L170 240H173L174 238H175V236L178 234H176V235H174V237H173ZM12 234V233H11ZM42 235H43V233H41ZM96 234V233H95ZM108 234H110V235H108ZM124 234H122V240H123V236H124ZM134 234H136V233H133V235ZM137 234H139V233H137ZM136 234V235H137ZM132 235V236H133ZM15 236H17V235H15ZM15 236H13V235H11V236H3V237H0V254H1V258H0V264H6V263H4V260H6V262H8L7 260H9V258L8 259H3V258H5V257H10L11 256V254L13 253V254H15L16 253V251L15 252H12L13 251V247H15L14 245H15V242H14V240H16V239H14V237ZM45 236V237H46ZM48 236H49V238H48ZM55 236V235H54ZM135 236V235H134ZM166 235H164L163 234V242H166V240L167 241H169L168 240V238L167 237H165ZM31 237H32V235H31ZM45 237H44V239H45ZM139 237V235H137V237L136 238H138ZM17 239H18V237H17ZM109 239V238H108ZM139 239V238H138ZM121 239L119 238V240H118V238H117V242L118 241H120ZM116 242V241H115ZM122 242V243H123ZM130 242V243H129ZM58 244V243H57ZM117 244H119V242L117 243ZM129 244H131L130 246H129ZM55 245H56V243H55ZM58 246V245H57ZM129 246V247H128ZM33 247V246H32ZM31 247V248H32ZM119 247V246H118ZM128 247V250H126L125 248H127ZM140 247V246H139ZM87 248V247H86ZM120 248V247H119ZM141 249V248H140ZM40 250V249H39ZM44 250V251H45ZM86 250H89V249H86ZM143 250V249H142ZM41 251V250H40ZM119 251V250H118ZM120 251V252H121ZM132 251V250H131ZM141 252V251H140ZM86 253H88V252H86ZM127 253V252H126ZM129 254H130V252H129ZM129 257H130V255H129ZM128 257V255L127 256H125L124 258H119L120 259V263H123V264H126V261L127 262H133V260L132 259H134L133 257L132 258H129ZM51 258V257H50ZM128 260H127V259ZM123 259H125V260H123ZM122 261H125V262H122ZM56 262V261H55ZM58 262L60 263V264H73V258L71 257V255L69 254V252L68 251H63V252H61V254H60V256H59V258H58ZM116 262H118V260L117 261H115V262H110L111 264H120V263H116ZM109 262H108V264H110ZM54 264V263H53ZM99 264V263H98ZM127 264H131V263H127Z\"/></svg>",
  "mask_w": 264,
  "mask_h": 264
},
{
  "label": "built area",
  "instance_id": "built-area-1",
  "mask_svg": "<svg viewBox=\"0 0 264 264\" xmlns=\"http://www.w3.org/2000/svg\"><path fill=\"white\" fill-rule=\"evenodd\" d=\"M214 156L230 202L197 208L173 240L149 246L145 264H264V115L239 135H221ZM163 223L174 226L173 217L159 214L156 223H145L149 242ZM9 264L52 263L23 250Z\"/></svg>",
  "mask_w": 264,
  "mask_h": 264
},
{
  "label": "crops",
  "instance_id": "crops-1",
  "mask_svg": "<svg viewBox=\"0 0 264 264\" xmlns=\"http://www.w3.org/2000/svg\"><path fill=\"white\" fill-rule=\"evenodd\" d=\"M182 8L196 19L223 24L225 45L264 63V0L257 7L235 0H185Z\"/></svg>",
  "mask_w": 264,
  "mask_h": 264
}]
</instances>
